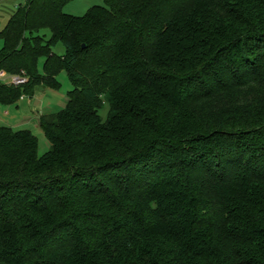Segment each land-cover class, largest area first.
<instances>
[{"label": "trees", "instance_id": "obj_1", "mask_svg": "<svg viewBox=\"0 0 264 264\" xmlns=\"http://www.w3.org/2000/svg\"><path fill=\"white\" fill-rule=\"evenodd\" d=\"M70 2L0 32V105L72 85L0 126V264H264V0Z\"/></svg>", "mask_w": 264, "mask_h": 264}, {"label": "rangeland", "instance_id": "obj_2", "mask_svg": "<svg viewBox=\"0 0 264 264\" xmlns=\"http://www.w3.org/2000/svg\"><path fill=\"white\" fill-rule=\"evenodd\" d=\"M13 12L17 11V7L25 4V0H6ZM105 7V0H72L66 7L65 13L75 17H82L92 7ZM10 18H6L3 26L8 24ZM3 28V29H4ZM47 35H49L47 33ZM3 42L0 39V49ZM53 52L57 56H62L64 53L63 46L58 44ZM39 71L43 72V61L39 63ZM60 87L55 90L37 89L32 97H22L16 105L2 106L0 105V126H8L14 131L29 130L38 140V156H43L49 151L48 141L39 128L38 118L41 115L57 113L66 108L68 101V93L72 90V85L65 72H61L58 77ZM10 77L0 80V83L8 84ZM8 112V115H5ZM107 105L100 111L102 120L107 119Z\"/></svg>", "mask_w": 264, "mask_h": 264}, {"label": "crops", "instance_id": "obj_3", "mask_svg": "<svg viewBox=\"0 0 264 264\" xmlns=\"http://www.w3.org/2000/svg\"><path fill=\"white\" fill-rule=\"evenodd\" d=\"M14 13L6 0H0V32L3 30V26H5L6 18H11ZM5 115H8V112H5Z\"/></svg>", "mask_w": 264, "mask_h": 264}, {"label": "built area", "instance_id": "obj_4", "mask_svg": "<svg viewBox=\"0 0 264 264\" xmlns=\"http://www.w3.org/2000/svg\"><path fill=\"white\" fill-rule=\"evenodd\" d=\"M6 77H10L9 85L12 84L14 86H20V85L26 83V79H24L22 77H19V76H8L6 73L0 72V80L4 79Z\"/></svg>", "mask_w": 264, "mask_h": 264}]
</instances>
